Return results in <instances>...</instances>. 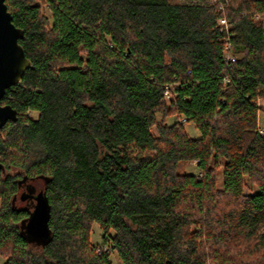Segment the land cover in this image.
Wrapping results in <instances>:
<instances>
[{
    "label": "trees",
    "instance_id": "obj_1",
    "mask_svg": "<svg viewBox=\"0 0 264 264\" xmlns=\"http://www.w3.org/2000/svg\"><path fill=\"white\" fill-rule=\"evenodd\" d=\"M6 4L32 67L2 100L4 264H264V0Z\"/></svg>",
    "mask_w": 264,
    "mask_h": 264
},
{
    "label": "water",
    "instance_id": "obj_2",
    "mask_svg": "<svg viewBox=\"0 0 264 264\" xmlns=\"http://www.w3.org/2000/svg\"><path fill=\"white\" fill-rule=\"evenodd\" d=\"M7 0H0V131L10 121H16L18 112L10 105H2L6 92L21 82L25 72L32 67L19 41L24 38V31L12 22ZM35 201L33 210L25 224L29 237L38 241H47L51 236V209L44 192L22 196Z\"/></svg>",
    "mask_w": 264,
    "mask_h": 264
},
{
    "label": "rangeland",
    "instance_id": "obj_3",
    "mask_svg": "<svg viewBox=\"0 0 264 264\" xmlns=\"http://www.w3.org/2000/svg\"><path fill=\"white\" fill-rule=\"evenodd\" d=\"M171 1L173 3H191V2H194L197 0H171ZM258 104L262 108V110L260 111V114H259V123H260L259 127L262 130V132H264V100L263 99L259 100ZM33 116L36 117L37 114H33ZM174 122H175V118L169 119L170 124H172ZM186 129H187L188 133L193 137H198L200 135L193 124H187ZM218 167H219L218 174H217L218 181H219L218 186H219V188H222L221 187V184H222L221 170L223 169L222 162H220L218 164ZM182 171L184 173H187V174H194V175L199 174V171L197 169V163H195V162H192V163L185 165L183 167ZM42 186H43L42 181L36 182V187L38 189H41ZM17 206L23 207V204H21V202H20L17 204ZM0 207H1V201H0ZM91 242L94 245H97V244L100 245L102 242V233H101V230L99 229L97 224L93 225L92 232H91ZM110 260H111L112 264H122V262L120 261V259L117 257L116 254H112L110 257ZM4 263H5V259L0 257V264H4Z\"/></svg>",
    "mask_w": 264,
    "mask_h": 264
},
{
    "label": "flooded vegetation",
    "instance_id": "obj_4",
    "mask_svg": "<svg viewBox=\"0 0 264 264\" xmlns=\"http://www.w3.org/2000/svg\"><path fill=\"white\" fill-rule=\"evenodd\" d=\"M22 192H25L26 194H28V193H31L32 192V190H26V189H24V190H22L21 191V193ZM37 192H38V190L36 191V193H35V195L37 194ZM32 194V193H31ZM30 194V195H31ZM29 201L31 202V205H32V207L34 206V204H35V201L32 199V198H26L24 201L23 200H21V204H23V205H27L28 203H29ZM17 202H18V200H17Z\"/></svg>",
    "mask_w": 264,
    "mask_h": 264
},
{
    "label": "built area",
    "instance_id": "obj_5",
    "mask_svg": "<svg viewBox=\"0 0 264 264\" xmlns=\"http://www.w3.org/2000/svg\"><path fill=\"white\" fill-rule=\"evenodd\" d=\"M219 23H220L221 25H226V21H225L224 19H221V20L219 21ZM226 50L228 51V50H229V47H227ZM227 57H228V60H230V61H232V62L235 61V59H234L231 55H228ZM262 133H263V132H262Z\"/></svg>",
    "mask_w": 264,
    "mask_h": 264
}]
</instances>
